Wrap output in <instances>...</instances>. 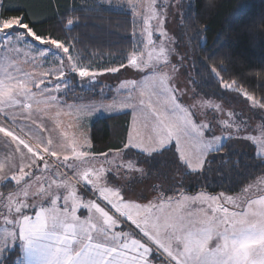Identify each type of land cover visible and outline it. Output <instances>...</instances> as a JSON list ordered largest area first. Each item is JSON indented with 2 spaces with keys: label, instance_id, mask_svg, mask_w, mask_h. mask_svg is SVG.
<instances>
[{
  "label": "rangeland",
  "instance_id": "1",
  "mask_svg": "<svg viewBox=\"0 0 264 264\" xmlns=\"http://www.w3.org/2000/svg\"><path fill=\"white\" fill-rule=\"evenodd\" d=\"M102 1L132 15L136 37L127 64L107 71L81 66L15 19L0 21V30L16 33V44L0 49L1 94L8 87L14 104L0 108V184L17 186L11 204L2 197L12 187L0 191V258L18 246L14 264H73L90 254L97 262L99 253L110 264L135 255H150V264H264V175L233 196L176 195L183 188L148 178L125 152L173 146L189 172L229 140L264 158V108L243 91L230 105L194 94L181 30L191 0ZM28 41L30 57L21 45ZM95 81L108 101H63ZM123 112L130 114L125 148L93 155L89 123Z\"/></svg>",
  "mask_w": 264,
  "mask_h": 264
},
{
  "label": "trees",
  "instance_id": "2",
  "mask_svg": "<svg viewBox=\"0 0 264 264\" xmlns=\"http://www.w3.org/2000/svg\"><path fill=\"white\" fill-rule=\"evenodd\" d=\"M0 18L15 19L35 38L59 43L74 54L78 64L93 71L125 66L134 50L132 15L102 0H0ZM181 30L189 49L190 85L196 96L228 105L241 91L257 101L264 96V85L259 92L252 91L259 77H250L252 84L244 82L247 71L264 67V0H191L183 10ZM104 87L95 81L91 89L76 87L62 98L66 103L76 95L78 99L108 101L100 95ZM129 124V112L93 119L88 126L91 153L123 150ZM170 147L151 155L128 148L125 152L144 167L148 178L183 188L176 195L233 196L264 175V158L240 150L234 141L208 153L199 172H189L179 164ZM167 159L173 163L163 162ZM5 185L16 188L4 183L0 191ZM19 255L18 246L5 249L0 264H14Z\"/></svg>",
  "mask_w": 264,
  "mask_h": 264
},
{
  "label": "crops",
  "instance_id": "3",
  "mask_svg": "<svg viewBox=\"0 0 264 264\" xmlns=\"http://www.w3.org/2000/svg\"><path fill=\"white\" fill-rule=\"evenodd\" d=\"M0 21L4 22L5 24H7V22H8V20L6 21V20H4L2 18H0ZM9 21H11V20H9ZM13 34H16V33H14V32H8L7 29L0 30V49L1 48H5V47L12 48L16 44V42L14 41V39H15L16 36L13 35ZM8 37H10L9 40H8ZM4 39H6L7 42H5ZM21 45H22V48H23L22 49L23 50V53L25 51H27V54L26 55H27V57H30V51H31L30 42L28 41L27 44H25V42H23ZM0 55H2V52H0ZM12 57H13V54H12ZM13 59H14V57H13ZM25 59L26 58H24V60ZM13 75L15 76V72L13 73ZM8 81H9V78H8L7 82ZM7 86H8V83H7ZM1 89H2V87H1ZM5 90H7L9 92V94H12V92L9 90L8 87H6ZM9 94H7L6 92H4L3 94H1V90H0V108H2V109H4L5 107L11 108L14 105L13 104V101H12V98H11V95L9 96ZM66 104H68V103H66ZM129 132H130V128H129V131H128L127 141L129 140V134H130ZM4 183H10V184L14 185V183L10 182V180H8V181H6ZM4 183L0 184V186H2ZM15 189L14 190H10L9 192L5 193V196H3L2 199L4 200L6 198H9V199H7L6 202H10V204H11L10 194H12L15 191ZM0 193H2V192H0ZM14 202L15 201H13V203ZM99 254L104 255V257H101L100 255H97V257H96L97 260H98L97 262L93 260L94 257H93L92 254H90L88 256V258H89L88 261L87 260H77L73 264H110V262H111V256L110 255L108 257H105V254H103V253H99ZM236 254L237 253L234 252L233 255H236ZM133 257H134V262H125L123 264H150V258H151L150 255L149 256H143V255L136 256L135 255Z\"/></svg>",
  "mask_w": 264,
  "mask_h": 264
},
{
  "label": "snow or ice",
  "instance_id": "4",
  "mask_svg": "<svg viewBox=\"0 0 264 264\" xmlns=\"http://www.w3.org/2000/svg\"><path fill=\"white\" fill-rule=\"evenodd\" d=\"M244 75H245L246 78H248V80L244 81V82L249 83V84H252L249 81H253V80L250 79V77H252V76L259 77L258 80L254 81L255 87L252 89V91L259 92L260 87L262 85H264V67L259 68V69L249 70ZM247 99L255 100V97L251 96V95H248ZM255 101H256V105H255L256 107L264 108V96H261L258 101L257 100H255Z\"/></svg>",
  "mask_w": 264,
  "mask_h": 264
}]
</instances>
